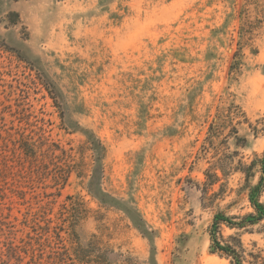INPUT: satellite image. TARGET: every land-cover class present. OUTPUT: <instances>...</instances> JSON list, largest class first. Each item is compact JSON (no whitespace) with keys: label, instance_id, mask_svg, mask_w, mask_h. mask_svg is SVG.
<instances>
[{"label":"rangeland","instance_id":"rangeland-1","mask_svg":"<svg viewBox=\"0 0 264 264\" xmlns=\"http://www.w3.org/2000/svg\"><path fill=\"white\" fill-rule=\"evenodd\" d=\"M231 9L0 0V264H59L71 238L113 250V264H230L210 226L252 212L236 167L264 152V30L232 74ZM233 103L241 140L208 139ZM221 237L264 264V222Z\"/></svg>","mask_w":264,"mask_h":264},{"label":"trees","instance_id":"trees-1","mask_svg":"<svg viewBox=\"0 0 264 264\" xmlns=\"http://www.w3.org/2000/svg\"><path fill=\"white\" fill-rule=\"evenodd\" d=\"M230 3L231 12L226 16V25L230 22H237V50L233 55L231 64V73H237L240 68V58L245 46L252 47L255 40L258 39L260 32L264 30V0H228ZM223 26V28L226 27ZM222 32L217 29L214 32V36H218ZM224 115V117H223ZM218 121L211 125L210 137H223V143L228 145L230 138L235 137L239 142L237 125L248 123V118L245 112L239 105L235 103L230 104L229 107L218 115ZM235 123V124H234ZM229 127L228 134L224 135V130ZM256 135L259 133V129L256 127L253 129ZM264 130V128H262ZM223 132V133H222ZM223 144V145H224ZM229 148L224 145V151L220 154V159H234L237 155L227 154L226 150ZM225 175L226 171L223 166L218 167ZM244 176L246 182V190L248 191V200L252 212L242 217H228L224 213H217L210 226L209 235L211 241V250L213 253L225 257L230 261V264H245V251L240 238L231 237L230 242H225L221 237V228L226 226L230 229L246 230L249 227H253L264 222V152L262 155H256L254 159L246 164L239 161L238 167H236ZM208 181L210 185L218 182L219 176L217 173H208ZM257 177V181L254 184L252 181ZM72 254L69 255L68 249H66V260L60 261L59 264H113L110 262V254H114V251L108 248L101 247L95 240H91L86 247L82 246L79 241L71 238Z\"/></svg>","mask_w":264,"mask_h":264}]
</instances>
